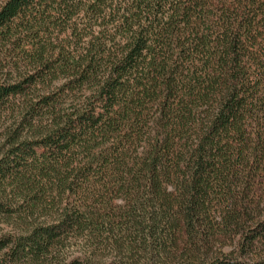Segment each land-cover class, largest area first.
<instances>
[{
	"label": "trees",
	"instance_id": "1",
	"mask_svg": "<svg viewBox=\"0 0 264 264\" xmlns=\"http://www.w3.org/2000/svg\"><path fill=\"white\" fill-rule=\"evenodd\" d=\"M0 264H264V0H0Z\"/></svg>",
	"mask_w": 264,
	"mask_h": 264
}]
</instances>
